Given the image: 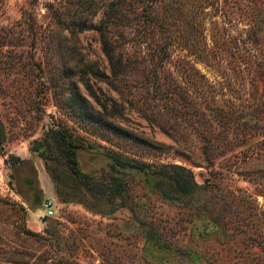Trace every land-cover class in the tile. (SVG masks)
<instances>
[{
	"label": "rangeland",
	"instance_id": "1",
	"mask_svg": "<svg viewBox=\"0 0 264 264\" xmlns=\"http://www.w3.org/2000/svg\"><path fill=\"white\" fill-rule=\"evenodd\" d=\"M0 52V264H264V0H0ZM52 122L84 171L115 150L199 186L110 204L30 149Z\"/></svg>",
	"mask_w": 264,
	"mask_h": 264
},
{
	"label": "trees",
	"instance_id": "2",
	"mask_svg": "<svg viewBox=\"0 0 264 264\" xmlns=\"http://www.w3.org/2000/svg\"><path fill=\"white\" fill-rule=\"evenodd\" d=\"M112 16V14H108L95 24L102 48L109 60H112L113 53L107 39V31ZM4 62L11 64L8 61ZM252 63V77L262 83L261 88L264 90V56L263 58H253ZM2 80L0 76V87ZM76 107L86 109L85 104L79 99ZM4 139V124L0 119V153L3 151ZM85 145L87 144L81 136L68 126L60 122H52L38 138L33 139L30 149L42 157L46 170L49 171L47 160H58L68 169L69 177L72 180L93 194L101 196L110 204L116 199H119L120 203H124L128 196L127 181L129 178L139 180L148 192H154L167 201H184L185 195L199 186L193 179L190 170L179 164L172 162L148 164L143 160L129 158L115 150L106 152L108 162L99 175L93 170L84 171L79 166L77 153Z\"/></svg>",
	"mask_w": 264,
	"mask_h": 264
},
{
	"label": "built area",
	"instance_id": "3",
	"mask_svg": "<svg viewBox=\"0 0 264 264\" xmlns=\"http://www.w3.org/2000/svg\"><path fill=\"white\" fill-rule=\"evenodd\" d=\"M52 207H53V204L51 202V199L50 198H45L41 202V205H40L41 215H45V216L51 215L53 213V208Z\"/></svg>",
	"mask_w": 264,
	"mask_h": 264
}]
</instances>
